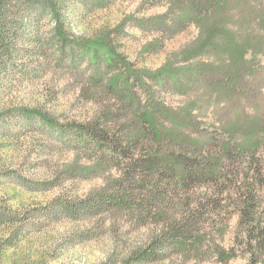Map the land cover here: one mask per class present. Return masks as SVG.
Wrapping results in <instances>:
<instances>
[{"label":"trees","instance_id":"trees-1","mask_svg":"<svg viewBox=\"0 0 264 264\" xmlns=\"http://www.w3.org/2000/svg\"><path fill=\"white\" fill-rule=\"evenodd\" d=\"M115 1L0 0V149L26 130L57 133L62 149L76 156L63 171L67 181L103 184L82 199L55 197L44 207L46 219L103 216V225L125 219L134 229H150L147 243L131 250L126 264L198 255L215 213L222 212L239 216L248 264H264V107L244 110L238 119L219 103L212 129L197 114L208 111L206 90L264 104V65L245 58L252 37L264 42V0H142L141 16L92 35L73 33L68 4H79L90 17ZM155 8L165 11L143 15ZM129 26L151 37L144 48L150 55L191 26L201 38L151 69L126 53ZM52 66L81 84V100L96 108L90 117L61 123L46 109L4 104L8 91L42 80ZM176 96L189 101L174 106L169 100ZM5 179L31 192L61 187L58 180L30 187L0 171ZM24 220L0 203L6 236L0 238V259L23 238ZM221 253L226 262L236 257L234 249Z\"/></svg>","mask_w":264,"mask_h":264},{"label":"rangeland","instance_id":"rangeland-1","mask_svg":"<svg viewBox=\"0 0 264 264\" xmlns=\"http://www.w3.org/2000/svg\"><path fill=\"white\" fill-rule=\"evenodd\" d=\"M141 3L142 0H118L113 2L109 9L95 12V15L89 17L83 12V7L72 2L67 7L68 17L73 33L88 36L102 28L115 27L127 16L137 15ZM164 11V8H155L144 12L143 15H156ZM42 28L45 33L49 32V24H42ZM128 33L124 42L126 53L139 67L151 69L161 67L167 59H175L174 53L191 49L201 38L199 28L191 26L168 41L164 51L158 55H150L144 48L151 37L132 26H129ZM262 35L264 37V32ZM251 39L246 47L245 58H256L264 65V42L259 37ZM181 59L178 58L177 61ZM81 87L74 76L57 66H52L42 80L20 85L12 93V90L8 91L9 97L3 102L6 105L46 109L61 123L83 121L90 117L96 108L81 100ZM262 89L264 94V84ZM206 95L203 100L206 107L208 106V111L197 114L204 127L209 129L216 126L213 111L219 103L227 108L228 116L238 119H244L247 112L259 106L264 107L262 103L254 104L253 97L251 100H239L227 94L217 96L211 90H206ZM188 101L189 98L177 96L169 100L174 106L186 105ZM56 138H60L57 133L42 135L26 130L14 140L6 141V147L0 149L1 172L8 171L20 177V181L30 187L44 181L56 180L61 185L60 188H52L46 192H31L18 184L10 183L9 179L0 180V183H4L0 187V203L11 208L14 214L27 219L24 220L26 224L22 228L23 238L5 251L0 264H126L129 252L147 243L152 234L150 229H134L125 219L116 220L114 223L107 221L106 225H103V216L83 222L46 219L44 207L55 197L82 199L103 184L102 179L67 181L63 171L66 165L74 162L76 156L73 152L62 149L60 140ZM260 200L264 205V188L260 192ZM224 205L230 211L232 203L228 200ZM224 213H215V222L208 226L210 228L203 235L204 244L198 255H172L165 260L143 264H248L249 255L244 252L242 245L239 216L234 214L227 217ZM3 234L4 230L0 229V238H6ZM232 249L235 250L236 257L228 262L223 261L224 255L221 252L228 253Z\"/></svg>","mask_w":264,"mask_h":264}]
</instances>
